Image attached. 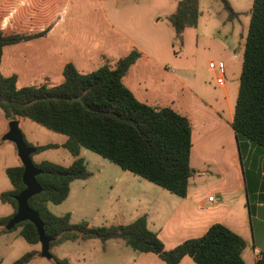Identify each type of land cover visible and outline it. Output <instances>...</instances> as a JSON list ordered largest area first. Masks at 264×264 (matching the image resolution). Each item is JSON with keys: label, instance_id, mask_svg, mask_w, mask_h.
I'll return each mask as SVG.
<instances>
[{"label": "crops", "instance_id": "0c3cea01", "mask_svg": "<svg viewBox=\"0 0 264 264\" xmlns=\"http://www.w3.org/2000/svg\"><path fill=\"white\" fill-rule=\"evenodd\" d=\"M17 1L0 0V31L5 34L46 32L6 45L1 71L6 62L8 73L16 74L9 70L11 62H23L26 73L54 83L62 81L63 68L68 62L74 63L81 72H89L104 63L114 65L119 58L137 49L140 57L130 66L124 83L139 100L159 107L171 106L192 122L194 174L189 179L187 195L171 193L136 175L141 185L125 189L124 197L117 195L119 200L125 199L126 204L108 212L107 224H127L146 215L149 228L158 234L165 248L170 249L186 239L202 236L212 224L220 222L245 239L243 258L246 264H257L263 259L264 145L249 143L241 157L232 127L238 93L232 102L231 86L226 78L225 84L219 85L223 88L220 99L213 100L204 92L197 94L193 87L184 83L185 78L175 75L169 63L164 64L169 48L176 42L181 55L190 51L193 58L178 63L179 67L198 71L199 57L203 50H210L216 39L213 32L201 28L199 21L196 26L184 30L181 41L177 40L167 17L175 12L180 0ZM246 35L247 32L234 48L216 39L229 60L226 76L231 68L239 69L237 92ZM209 59L216 58L209 56ZM22 118L18 117L20 125ZM5 119L4 116L2 123ZM67 137L57 143L65 142ZM15 148L14 144L18 156ZM37 154H34L35 162L45 160ZM19 164L20 161L16 162ZM76 180L71 183L67 199L75 193ZM211 194L216 199L209 200ZM11 213L12 206L7 215ZM77 239L86 242L96 238ZM110 240H117L119 245L117 264H167L154 252H138L131 247L133 251L127 252L123 245H128L121 238ZM108 241L102 242L105 251ZM193 262V258L186 255L180 264Z\"/></svg>", "mask_w": 264, "mask_h": 264}, {"label": "trees", "instance_id": "16d2710c", "mask_svg": "<svg viewBox=\"0 0 264 264\" xmlns=\"http://www.w3.org/2000/svg\"><path fill=\"white\" fill-rule=\"evenodd\" d=\"M221 1L229 19L240 17L242 13L235 11L229 0ZM199 17V0H180L175 12L167 18L175 29L176 39L181 41L184 30L196 26ZM45 32L5 34L0 31V108L8 121L21 116L68 136L61 144H34L23 133L27 145L36 149L32 158L34 154L59 147L66 148L75 157L69 165L47 159L33 160L42 169L36 177L42 190L29 199V205L39 212L46 234L56 237L50 247L69 239L96 238L105 243L121 238L133 250L154 252L167 264H180L186 255L197 264H246L245 239L220 222L212 224L202 236L166 249L158 234L149 228L146 215L127 224L93 226L85 220L72 223L70 212L57 215L49 209L48 203L60 204L67 199L74 180L91 176L80 155L82 147L183 197L187 195L194 169L190 118L171 106L159 107L139 100L124 83L130 66L140 57L137 49L119 58L114 65L104 63L89 72H81L74 63L68 62L59 83L19 86L16 74L4 75L1 71L4 47ZM232 127L241 157L249 143L264 145V0H253L250 9ZM23 171L22 163L5 169L12 187L0 192V202L10 204L13 213L0 216V235L19 230L26 241L38 244V231L31 221L6 228L18 207L16 197L25 188ZM37 255H40L39 249L27 251L11 264H27ZM52 262L72 264L68 258L54 254ZM257 264H264V258Z\"/></svg>", "mask_w": 264, "mask_h": 264}, {"label": "rangeland", "instance_id": "374dc122", "mask_svg": "<svg viewBox=\"0 0 264 264\" xmlns=\"http://www.w3.org/2000/svg\"><path fill=\"white\" fill-rule=\"evenodd\" d=\"M229 1L235 11L242 13L239 18L229 19L228 11L223 7L221 0H199V25L204 30L213 32V36L222 40L225 45H228L227 47L234 48L240 44L241 38L247 32L253 0ZM17 2L20 3V0ZM216 39L212 41L213 44H211L210 50H203L199 57L198 71H185L179 67L178 63H185L193 58L190 56V51L181 55L180 45L176 42L169 48L164 59V64L169 63L175 75L185 78L184 83L187 86L193 87L197 94H202V92L209 94L213 100L222 97L223 88L216 84L214 73L208 70L209 56L223 59L226 63H229L226 54L222 50L224 49L222 44ZM174 49L177 51L176 53H174ZM4 63L6 64V62ZM5 64L2 66V71L4 74L10 75ZM24 67L23 62H11L9 66V70L17 74L19 86L47 82L44 79H39L41 77L38 75L26 73ZM238 71V68H231L226 76L227 82L231 86L230 98L232 102L238 93L236 91L239 79ZM60 81L57 80L54 83ZM22 120L21 130L27 140L34 144L58 142L62 137H66V135L54 132L29 118H22ZM2 121H4V114L0 108V192L11 188V182L5 168L15 166L16 162H21L19 156H16L14 143L2 138L8 130L9 123L7 119H5V123H2ZM37 155L40 158L62 165H68L71 159L74 158L66 148L48 149L39 152ZM80 155L84 157L91 176L86 179H77L73 184L74 194L60 204L48 203V207L57 215L70 212L72 223H80L85 220L92 222L94 226L106 225L109 222L107 221L109 218L108 212L125 206L126 201L122 198L124 197V190L130 187L134 189L141 183L139 184V181L135 178L136 175L131 171L124 170L118 164L86 147L81 148ZM35 157L33 156L34 160ZM117 195H121L122 200H119ZM10 209V204L0 202V216L7 215ZM108 243L109 246L105 251L100 240L94 239L85 242L78 239H69L61 244L51 246L50 251L56 256L71 259L75 264H117V259L120 257L117 240H109ZM123 247L127 252L133 251L129 246L123 245ZM40 248V242L38 244L29 243L19 234V230L3 234L0 236V264H11L25 252L34 249L40 250ZM28 264H53V262L52 259L37 255ZM193 264L197 263L193 262Z\"/></svg>", "mask_w": 264, "mask_h": 264}, {"label": "water", "instance_id": "95a60500", "mask_svg": "<svg viewBox=\"0 0 264 264\" xmlns=\"http://www.w3.org/2000/svg\"><path fill=\"white\" fill-rule=\"evenodd\" d=\"M3 140L12 141L15 144L17 155L24 166L23 182L25 188L17 195L16 199L18 207L14 215L6 224L7 229H12L18 223L29 220L35 224L39 242L41 244L40 255L47 259H52L53 254L50 251V243L56 239L55 236L46 234L44 229V222L42 221L39 212L29 205V199L40 193L42 186L37 181V175L42 172V169L34 164L32 155L36 149L27 145L24 139V134L21 130L19 120L12 119L8 123V130L3 135Z\"/></svg>", "mask_w": 264, "mask_h": 264}, {"label": "built area", "instance_id": "2783aa9c", "mask_svg": "<svg viewBox=\"0 0 264 264\" xmlns=\"http://www.w3.org/2000/svg\"><path fill=\"white\" fill-rule=\"evenodd\" d=\"M209 69L215 75V82L224 85L226 81V62L223 59H212L208 62ZM216 199L215 195H209V200Z\"/></svg>", "mask_w": 264, "mask_h": 264}]
</instances>
